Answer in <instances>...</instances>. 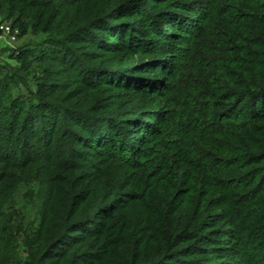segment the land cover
Instances as JSON below:
<instances>
[{
  "label": "trees",
  "instance_id": "1",
  "mask_svg": "<svg viewBox=\"0 0 264 264\" xmlns=\"http://www.w3.org/2000/svg\"><path fill=\"white\" fill-rule=\"evenodd\" d=\"M0 3V264H264V0Z\"/></svg>",
  "mask_w": 264,
  "mask_h": 264
},
{
  "label": "rangeland",
  "instance_id": "2",
  "mask_svg": "<svg viewBox=\"0 0 264 264\" xmlns=\"http://www.w3.org/2000/svg\"><path fill=\"white\" fill-rule=\"evenodd\" d=\"M20 2V1H19ZM24 2H20V5H23ZM14 12L6 11V5L0 3V67L4 70L10 69V67H15L18 70L22 69V64L18 61L17 56L20 53V49L23 50L25 47L31 49L38 48L39 45L43 43L47 34H44L40 37L33 35V33L25 32L28 31L27 28L21 27L20 23V13L18 9L14 8ZM38 66L33 64L29 66L24 65L25 71L21 75V79L25 81L24 84L15 85L13 84L14 92L11 94L13 98L16 97H27L29 90H34L36 82L42 76V72L38 70ZM41 72V73H40ZM6 78L2 77L0 74V83ZM11 82V81H10ZM13 83V82H12ZM28 211H31V207H27Z\"/></svg>",
  "mask_w": 264,
  "mask_h": 264
}]
</instances>
